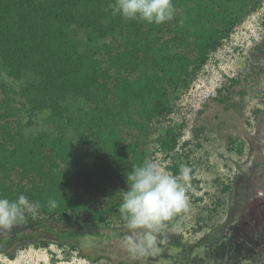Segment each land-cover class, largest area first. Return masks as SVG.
<instances>
[{"label":"trees","instance_id":"trees-1","mask_svg":"<svg viewBox=\"0 0 264 264\" xmlns=\"http://www.w3.org/2000/svg\"><path fill=\"white\" fill-rule=\"evenodd\" d=\"M115 2L0 0V198L40 204L0 231L18 250L81 253L120 233L127 176L148 161L173 98L263 5L171 0L172 19L156 25L113 15ZM180 138L170 126L157 142L170 154Z\"/></svg>","mask_w":264,"mask_h":264},{"label":"rangeland","instance_id":"rangeland-1","mask_svg":"<svg viewBox=\"0 0 264 264\" xmlns=\"http://www.w3.org/2000/svg\"><path fill=\"white\" fill-rule=\"evenodd\" d=\"M172 108L149 141L148 161L174 176L170 167L187 165L191 180L187 211L166 222L158 254L133 258L122 244L124 228L83 244L81 253L0 242V264H264V0L173 98ZM170 126L181 138L166 154L157 139Z\"/></svg>","mask_w":264,"mask_h":264},{"label":"clouds","instance_id":"clouds-1","mask_svg":"<svg viewBox=\"0 0 264 264\" xmlns=\"http://www.w3.org/2000/svg\"><path fill=\"white\" fill-rule=\"evenodd\" d=\"M113 15L126 20L162 24L172 19L171 0H116ZM191 169L180 166L179 176L166 172L156 162L146 161L127 176L128 190L123 192L119 213L127 232L122 244L133 258L149 257L161 251L159 233L174 215L187 211L185 185L191 180ZM53 207L55 203L53 202ZM40 204L29 202L21 194L16 200L0 198V228L10 229L23 220L24 213L35 214Z\"/></svg>","mask_w":264,"mask_h":264}]
</instances>
